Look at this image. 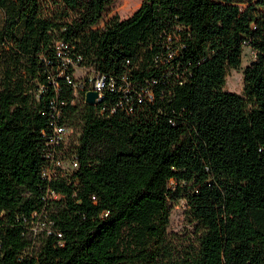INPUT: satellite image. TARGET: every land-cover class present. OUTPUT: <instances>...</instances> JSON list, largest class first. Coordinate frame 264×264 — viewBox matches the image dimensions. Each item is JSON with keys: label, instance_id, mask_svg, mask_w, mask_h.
I'll return each instance as SVG.
<instances>
[{"label": "trees", "instance_id": "obj_1", "mask_svg": "<svg viewBox=\"0 0 264 264\" xmlns=\"http://www.w3.org/2000/svg\"><path fill=\"white\" fill-rule=\"evenodd\" d=\"M112 3L0 0V264H264V0ZM56 41L124 90L75 98ZM54 117L77 165L47 180Z\"/></svg>", "mask_w": 264, "mask_h": 264}, {"label": "built area", "instance_id": "obj_2", "mask_svg": "<svg viewBox=\"0 0 264 264\" xmlns=\"http://www.w3.org/2000/svg\"><path fill=\"white\" fill-rule=\"evenodd\" d=\"M55 53L57 56L61 57L62 64H70L73 67V72L71 75L65 74V81L71 84L73 88V96L75 98L82 97L81 100L85 101V92L87 90H94L96 92L95 100H99L96 104L102 101L103 95L106 91H112L114 89H123L124 86L121 84L116 85L114 78L111 75H107L103 72L93 71L88 67L78 65L76 61L72 60L68 55H63L62 50L66 47V44L62 41H56L55 44ZM79 68L84 71V76L81 78L75 77V69ZM63 72V68L59 70V73ZM123 78V76H121ZM82 90V93H78L79 90ZM151 97V94H147ZM125 96V95H124ZM121 98L114 101L115 104L119 103ZM52 106L54 107V103L51 100ZM103 109L104 106H101ZM113 106H110L109 110L111 111ZM61 109L54 107V116H58L60 114ZM74 131L72 127L66 125L63 122H58L54 117L50 122V129L46 135V143L48 145L45 150V162L41 166L40 173L41 175L50 180L58 175H66L70 172L71 169L76 167V160L74 156L69 152L64 151V145L68 142L70 138L74 140ZM47 195L51 197L58 196L52 190L47 191ZM32 230L35 231L36 225H33Z\"/></svg>", "mask_w": 264, "mask_h": 264}, {"label": "rangeland", "instance_id": "obj_3", "mask_svg": "<svg viewBox=\"0 0 264 264\" xmlns=\"http://www.w3.org/2000/svg\"><path fill=\"white\" fill-rule=\"evenodd\" d=\"M141 0H113L108 15L115 13L120 18L129 15L140 3ZM1 20V11H0ZM254 56V51L244 45L241 49L240 63L237 67H232L226 70L224 79V89L231 90L237 93H241L242 90V67L248 63ZM75 77L81 78L84 76V71L76 68ZM184 199L178 198L172 201V207L169 214V224L167 227V233L169 237L179 239L190 230V225L184 211ZM39 229V228H37Z\"/></svg>", "mask_w": 264, "mask_h": 264}, {"label": "water", "instance_id": "obj_4", "mask_svg": "<svg viewBox=\"0 0 264 264\" xmlns=\"http://www.w3.org/2000/svg\"><path fill=\"white\" fill-rule=\"evenodd\" d=\"M96 92L94 90H87L85 92V101L88 104H96L99 100H95Z\"/></svg>", "mask_w": 264, "mask_h": 264}]
</instances>
